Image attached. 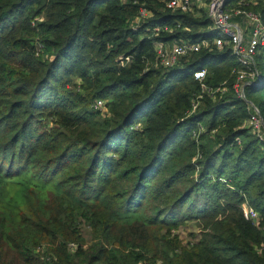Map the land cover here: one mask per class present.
<instances>
[{
  "label": "trees",
  "instance_id": "1",
  "mask_svg": "<svg viewBox=\"0 0 264 264\" xmlns=\"http://www.w3.org/2000/svg\"><path fill=\"white\" fill-rule=\"evenodd\" d=\"M134 1L0 0V264H264V142L235 90L241 66L229 48L158 66L156 42L213 38L212 22L153 0L134 31L147 5ZM253 10L264 22V3ZM255 61L245 95L264 119V46ZM188 223L184 244L173 231Z\"/></svg>",
  "mask_w": 264,
  "mask_h": 264
},
{
  "label": "built area",
  "instance_id": "2",
  "mask_svg": "<svg viewBox=\"0 0 264 264\" xmlns=\"http://www.w3.org/2000/svg\"><path fill=\"white\" fill-rule=\"evenodd\" d=\"M166 9L172 12L190 14L196 18L206 16L212 24L208 31L213 33V38L201 40H189L181 38L172 43L156 42L157 63L164 69H173L180 66L187 57L199 54L202 50L213 52L214 50H224L229 48L232 56L240 64L235 90L239 98L248 104L250 119L248 126L261 142H264V119L259 108L245 95L246 86L258 85L261 76L256 68V58L261 47L264 46V22L260 12L253 10V7L264 3V0H160ZM135 4L139 1L135 0ZM154 16L152 10L143 4L139 8L137 16L132 20L131 26L134 31H141L148 19ZM42 20V19H39ZM180 23V22H178ZM33 26H36L33 23ZM160 28L151 30L152 35L157 37L162 31ZM150 31V29H145ZM164 31H168L164 28ZM120 61H129V57L121 56ZM122 63V62H121ZM124 64V63H122ZM194 79L202 84L203 91H209L212 95L218 89H208L203 82L207 78L206 69H197L193 73ZM220 90V89H219ZM225 92V89L221 90ZM199 106V102L194 105V111ZM105 107L103 100L94 103L95 109ZM244 216L246 219L259 225L260 216L257 211L248 205H244Z\"/></svg>",
  "mask_w": 264,
  "mask_h": 264
},
{
  "label": "rangeland",
  "instance_id": "3",
  "mask_svg": "<svg viewBox=\"0 0 264 264\" xmlns=\"http://www.w3.org/2000/svg\"><path fill=\"white\" fill-rule=\"evenodd\" d=\"M145 1H146L147 5L149 6V7L147 6L148 8H150V9H154L155 8L156 2H153V0H145ZM155 1H158V6L159 5L162 6V4H161L162 2L160 0H155ZM159 9H161V8H159ZM164 10H166V9L163 7V9H161V11H164ZM40 47H41V45L39 44V49H40ZM44 54H45L44 57H45L46 60H48V59H50L51 61L55 60V56L54 55L51 56L50 53H48V52L47 53L44 52ZM121 62L124 63V61H121ZM121 62L119 61L120 65H125L126 64V63L122 64ZM157 65L160 66L159 63ZM160 67H162V66H160ZM254 93L255 92H254L253 88H251L250 89V94L251 95H256ZM105 104H106V101H105ZM101 110H102L101 116L106 118V115H107V112H108L106 106L103 107ZM42 125H43V127H45V126L46 127L47 126L48 127H52L53 126L52 125V120H47V121L45 120L44 122H42ZM203 130L204 129H202L200 127L199 132L195 133L196 136H197L196 137L197 139H198V136L203 132ZM81 229H82V233H83V236H84V239H85V246L86 247L90 246L93 242H95L94 238H93L92 229L86 224V222H82V228ZM173 233L174 234L178 233L180 238L183 240L184 244H187L189 241H192L191 238H190L191 234H193V233L194 234H198V227L195 224H193V223H191V224L188 223L187 225H183L179 229L178 232H174L173 231ZM51 248H52V246L49 243H45L42 247L38 248L35 252L37 254H40L44 258H50V256H48V255L50 254L49 252H50ZM68 249H69L70 255H74L75 252H76V245L73 244V243H69L68 244ZM11 255H13V254L11 253L10 256ZM55 260L57 261V259H55ZM142 264H146V262H144Z\"/></svg>",
  "mask_w": 264,
  "mask_h": 264
}]
</instances>
